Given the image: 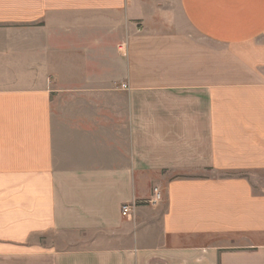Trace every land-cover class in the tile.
<instances>
[{"label": "crops", "instance_id": "1", "mask_svg": "<svg viewBox=\"0 0 264 264\" xmlns=\"http://www.w3.org/2000/svg\"><path fill=\"white\" fill-rule=\"evenodd\" d=\"M0 264H264V0H0Z\"/></svg>", "mask_w": 264, "mask_h": 264}, {"label": "built area", "instance_id": "2", "mask_svg": "<svg viewBox=\"0 0 264 264\" xmlns=\"http://www.w3.org/2000/svg\"><path fill=\"white\" fill-rule=\"evenodd\" d=\"M162 199V193L155 188L153 190V194L149 200H147L145 203L151 206H155L159 203V201ZM141 204L139 201H134L132 203H125L121 207V213L125 218H131L133 214L135 213L137 207Z\"/></svg>", "mask_w": 264, "mask_h": 264}]
</instances>
